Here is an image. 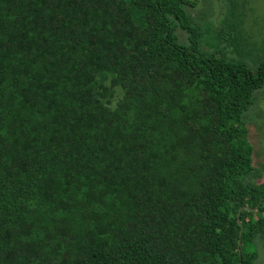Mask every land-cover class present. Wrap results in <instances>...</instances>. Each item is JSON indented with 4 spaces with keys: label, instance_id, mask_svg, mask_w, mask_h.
<instances>
[{
    "label": "trees",
    "instance_id": "1",
    "mask_svg": "<svg viewBox=\"0 0 264 264\" xmlns=\"http://www.w3.org/2000/svg\"><path fill=\"white\" fill-rule=\"evenodd\" d=\"M224 2L0 0V264H255L264 55Z\"/></svg>",
    "mask_w": 264,
    "mask_h": 264
},
{
    "label": "rangeland",
    "instance_id": "2",
    "mask_svg": "<svg viewBox=\"0 0 264 264\" xmlns=\"http://www.w3.org/2000/svg\"><path fill=\"white\" fill-rule=\"evenodd\" d=\"M224 0H196L193 13L206 14V19L218 25L223 12L225 11ZM245 9V25L242 31L244 40L252 42V48L246 46L241 54L249 65L254 66L264 55V0H249ZM180 41L186 40V35L181 30H177ZM252 35V36H251ZM251 45V43H248ZM207 47V46H205ZM208 48V47H207ZM233 56L234 53L228 51ZM237 57V56H235ZM240 58V57H239ZM245 123L249 131L248 140L253 146V163L262 177L257 178V182L264 179V86L254 93V104L251 105L245 114ZM255 242L257 258L255 264H264V238H259Z\"/></svg>",
    "mask_w": 264,
    "mask_h": 264
},
{
    "label": "water",
    "instance_id": "3",
    "mask_svg": "<svg viewBox=\"0 0 264 264\" xmlns=\"http://www.w3.org/2000/svg\"><path fill=\"white\" fill-rule=\"evenodd\" d=\"M238 216H239V213H238Z\"/></svg>",
    "mask_w": 264,
    "mask_h": 264
}]
</instances>
